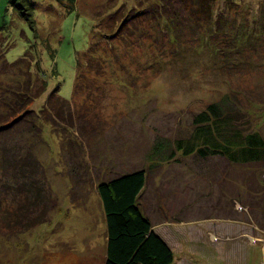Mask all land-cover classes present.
Returning <instances> with one entry per match:
<instances>
[{
    "label": "rangeland",
    "instance_id": "obj_1",
    "mask_svg": "<svg viewBox=\"0 0 264 264\" xmlns=\"http://www.w3.org/2000/svg\"><path fill=\"white\" fill-rule=\"evenodd\" d=\"M60 2L31 0L36 36L0 0L7 59H25L35 81L47 80L31 110L54 116L26 136L42 166L46 221L31 227L43 205L31 210L25 192L0 195V264H105L98 186L139 170L141 207L165 231L174 264H264V167L152 158L225 97L264 137V0H209L210 13L198 0H77L72 11ZM28 78L0 66L10 90ZM1 114L14 119L0 101Z\"/></svg>",
    "mask_w": 264,
    "mask_h": 264
},
{
    "label": "trees",
    "instance_id": "obj_2",
    "mask_svg": "<svg viewBox=\"0 0 264 264\" xmlns=\"http://www.w3.org/2000/svg\"><path fill=\"white\" fill-rule=\"evenodd\" d=\"M60 1L72 11L73 4L77 0ZM208 2L209 0H198L197 5L202 9ZM9 5L15 13L29 23L38 36L31 0H10ZM204 9L207 13L211 11L208 5ZM8 31L7 24L0 29V66L6 70L19 71V75L23 77L24 70H27L29 78L26 83L12 90L4 87L0 82L1 104L6 108V113L11 114L8 117L14 118L12 120L5 118V114L0 115V119L4 118L0 122L3 155L0 159V165L3 167L0 169L3 171V177L0 179V195L6 198L8 195L15 194L16 191L17 194L25 192L27 195L25 198L30 201L28 207L31 210L33 208L38 210L43 205L36 219L33 216L31 227H35L45 223L44 216L49 207L46 210L47 203L42 199L46 183L37 179L41 175L42 166L34 155L32 139L26 136L29 133H40L44 125H47V121L54 116L46 112V108L40 113H35L34 109L31 110L38 96L46 92L49 85L47 80L37 79L35 81L33 79L31 64L25 59L19 58L15 62L8 61L7 54L10 49L6 36ZM46 48L51 53L52 59H55L56 51L48 45ZM54 71V74L58 73L56 68ZM33 84L34 90L31 87ZM230 103L235 104L230 97H225L219 103L211 104L195 117L194 131L189 137L178 138L174 143L159 142L155 146L152 158L161 163L171 161L179 163L182 158L191 156L200 161L216 157L225 159L229 164L237 167L255 165L264 167V137L259 131H255L250 123L241 120L240 111L238 108L234 110ZM60 114L62 113L58 111L59 116ZM15 125H21L24 130L29 128V131L21 130L15 136H9L14 131L7 132ZM11 179L14 180L13 184L10 182ZM242 185L243 188L247 186L245 182ZM146 186L147 173L145 170L123 174L102 182L98 186L107 225L105 264H174L173 250L154 231L152 221L141 207L142 195ZM250 193L252 194L251 191ZM3 203L4 201L0 200V209ZM39 203L42 204L39 206ZM7 214L8 212H4L5 216H8Z\"/></svg>",
    "mask_w": 264,
    "mask_h": 264
},
{
    "label": "crops",
    "instance_id": "obj_3",
    "mask_svg": "<svg viewBox=\"0 0 264 264\" xmlns=\"http://www.w3.org/2000/svg\"><path fill=\"white\" fill-rule=\"evenodd\" d=\"M15 13V12H14ZM13 14V13H12ZM228 221H231V220H228ZM229 224H231V223H229ZM154 225V231L169 245L170 243L166 240V236L164 235V230H162V229H160V226L159 227H157V226H155V224H153ZM162 230V231H161ZM170 246V248L172 249V247H171V245H169ZM174 252V251H173ZM175 254V253H174ZM176 258V257H175Z\"/></svg>",
    "mask_w": 264,
    "mask_h": 264
}]
</instances>
